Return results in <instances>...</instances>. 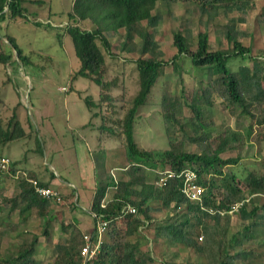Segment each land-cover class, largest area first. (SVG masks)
Here are the masks:
<instances>
[{
  "label": "trees",
  "instance_id": "1",
  "mask_svg": "<svg viewBox=\"0 0 264 264\" xmlns=\"http://www.w3.org/2000/svg\"><path fill=\"white\" fill-rule=\"evenodd\" d=\"M26 1L37 4L43 2L42 0H0V30L4 20L17 19L21 22H30V16L23 5ZM158 1L175 0H73L67 12L68 22L65 24H55L49 19L43 22L33 18L35 25L57 29L70 36L74 54L79 60V66L71 73V79L86 77L93 81L101 92L109 85H116L115 78L104 79L107 62L103 49L110 53L111 47L107 36L122 32L121 48L138 52V56L133 59L138 74V90L128 101L122 117L115 120L118 134L122 135L119 155L125 163L120 168L119 176H116L111 167L104 165L95 168L93 173L94 187L88 212L90 215L102 213L107 221L98 260L102 264H153L154 259L149 252L140 247V241L145 236L141 231L147 226L148 229L151 228L149 230L153 232L155 238H165L172 244H181L198 256H207V259L195 263L186 262V264H231L237 259L246 258V252L240 247L244 235L249 229L260 226L264 219L263 204H253L249 207L255 199L254 196L264 193L263 168L248 166L244 174L240 172V177H236L234 170L228 176L222 175L223 178L219 183L222 190H218V186L214 183L216 178L213 176L223 173L221 169L213 167L216 163L220 166H234L239 162L238 156L221 155L222 152L234 147L233 142L239 140V136H235V132L233 135L231 133L230 138L225 134H218L217 142L213 145L212 141L208 140L207 134L185 136L182 126H179L182 136L197 143L201 148L200 152L187 150L183 137L177 138L169 134L167 147L160 150L141 148L134 138V125L139 108L146 104L153 86L168 62L161 57L163 52L154 35L155 28L162 18L161 14L152 12ZM176 1L195 4L199 15H205L206 22L212 21L220 11L223 12L226 22L222 31L231 47L212 50L208 34L204 30L197 33L195 48L192 49L191 31L174 29L172 43L175 53L170 58L173 69L178 66L179 59L187 57L191 65L200 69L202 77L200 85L192 89L189 94H185L183 87L177 95L162 91V103L167 106L169 112L175 107H189L193 117L199 119L203 106H213L215 100H219L222 107L231 113H235V108L239 107L241 113L255 124H264V64L260 61V55L251 54V45L242 42V32L234 26L235 22L245 20L246 14L253 9L256 0ZM233 11H238L240 15L230 16ZM86 19L94 23L93 29L80 26V23ZM216 26L218 31L221 26L219 24ZM58 35L61 37L59 32ZM135 36L138 37L136 41L133 40ZM2 37H5L6 41ZM236 57L250 58L251 64L241 63L236 69H232L231 60ZM19 61L22 65H30L29 56L24 54L14 38L5 32L1 34L0 31V64L10 63L17 66ZM184 70L185 68L182 72ZM101 92L98 95H102ZM98 95L96 98L85 96L83 99L90 111L86 125L92 124L93 118L97 115L104 118L102 112H99L100 103L104 100H112L108 94L100 97ZM102 127L109 128L112 133L115 131L109 126ZM27 135L17 118L10 119L5 128L0 121V145ZM0 155L8 156L3 153ZM16 166L17 164L11 159L9 167L0 175V264H81L80 248L84 244V231L78 228L76 219L71 218L70 222L61 220L60 231L63 236L57 237L56 240L52 239L51 223L55 213L52 212L51 206L66 204L67 200L61 195L58 201L54 197L44 199L35 191L32 180H36L42 186H48V182L26 171L20 170L16 173L18 169ZM185 168L194 169L198 175V182L206 188L201 203L187 198L180 191L182 178L179 172ZM211 168H214L213 173H210ZM165 169L175 173L166 186L159 187L148 180L149 173L156 178ZM12 174L15 175L16 184L10 195L6 196L5 186L2 185V180L5 178L2 177H9ZM50 174L54 175L52 172ZM206 174L211 175L210 179H207ZM238 183L239 186L245 187L246 194L240 187L238 188ZM73 191L74 189H72L74 195ZM246 196H249L248 200L237 210V213L239 218L247 223L238 232L239 238L236 234H232L224 244L221 238H217L221 220L222 225L227 227L229 219L226 210L231 204ZM153 201L157 204L154 205ZM126 204L135 206L136 212H121V207ZM66 205L68 211L74 208L73 202H67ZM210 205L222 210L223 214L207 211L206 208ZM162 210L166 212L163 218L155 220L151 213ZM14 214H17V222L8 220L2 225L5 219ZM35 218L39 219L40 230L38 232L27 230L28 223ZM92 219L94 227L96 218ZM209 220H212L213 229L207 224ZM17 227L19 230H16L14 237L19 239L18 242L12 247L2 248L4 235ZM92 230L95 232V229ZM199 230L205 235L204 243L198 242L195 237ZM132 235L135 236L134 239L129 238ZM211 243L217 248L216 253L209 252ZM227 247H238V249L228 254ZM2 249L5 250L4 254ZM223 251L225 254L221 258ZM45 252L50 255L51 260L46 261L38 257ZM262 262L264 264V256ZM161 264H175V262L165 261Z\"/></svg>",
  "mask_w": 264,
  "mask_h": 264
},
{
  "label": "rangeland",
  "instance_id": "2",
  "mask_svg": "<svg viewBox=\"0 0 264 264\" xmlns=\"http://www.w3.org/2000/svg\"><path fill=\"white\" fill-rule=\"evenodd\" d=\"M42 1L41 4L29 1L23 3L30 16V22L8 19L1 23V34L5 32L14 38L24 54L29 56L30 65H22L20 61L17 66L10 63L0 64L1 124L5 128L10 119L17 118L28 133L24 138L0 145V154H6L17 161L19 167L32 168L46 175L52 172L58 189L68 188L69 190V182L74 183L75 186L72 187L76 189L75 195L72 191L69 197L63 194L66 199H69L68 203L73 202L72 211H68L67 202L51 206L52 212L55 213L51 223L52 239L56 240L57 237L63 236L60 231L61 220L70 222L71 218L78 220L77 216H82L83 222L80 225L84 227L85 232L93 227V219L88 212L94 187L92 176L94 169L103 165L113 167V172L116 173L115 169L120 163L116 160L120 156L119 142L122 135L118 134L115 120L122 117L128 101L138 90V74L133 61L138 56V52L121 48L122 32L108 35L111 47L110 53L103 49L107 62L104 79L115 78L116 85H109L101 92L98 86L86 77L79 76L72 80L71 73L78 68L79 60L74 54L70 36L57 29L35 25L33 18L43 22L49 19L55 24H65L68 22L67 12L73 0ZM254 4L253 9L246 14L245 20L235 22L234 26L242 32V42L251 45V54L260 55V61L264 64V0H256ZM152 12L162 15L154 35L163 52L161 57L168 62L153 86L146 104L139 108L134 125V138L139 147L157 150L166 148L168 134L177 138L183 137L179 126H182L185 136L207 134L208 140L212 141L213 145L217 142L218 134H225L230 138L231 133L233 135L235 132V136H239L240 139H233L234 147L222 152L221 155L223 157L238 156L239 162L234 166H220L216 163L213 167L221 169L223 173L213 176L216 178L215 186H218V190H222L219 183L225 175L231 174L232 170L236 173V177H240V172L244 174L246 167L252 165L257 166L258 169L263 168L264 171V124H255L253 120L241 113L239 107L235 108V113H231L222 107L219 100H215L213 106H203L200 118L196 119L189 107L179 106L169 112L167 106L161 101L162 91L177 95L183 87L185 94H189L192 89L200 85L202 77L200 69L191 65L187 57L179 59L178 66L173 69L170 62V58L175 53L172 31L176 28L182 31L189 29L191 48L194 49L197 33L205 30L212 50L228 49L231 44L229 46L222 31L223 24L226 22L223 12L220 11L212 21L206 22L205 15H199L195 4H184L176 0L158 1ZM239 15L238 11L230 13V16ZM216 24L221 26L218 31ZM80 26L93 29L95 25L86 19L80 23ZM57 28L61 29V27ZM133 38L135 41L138 40L136 36ZM2 39L6 41L5 37ZM241 63L251 64V59L234 58L231 60L232 69H236ZM183 68L185 70L182 72ZM99 92L102 95H110L112 100H104L100 103L99 112H102L104 118L97 115L93 118L92 124L86 125L90 111L83 99L85 96L96 98ZM103 125L112 127L115 131L112 133L109 128H103ZM183 138L187 150L200 152L201 148L197 143L186 137ZM214 168H211L210 173L214 172ZM153 176L149 173L150 182L155 181ZM206 176L207 179L211 177L207 174ZM15 181V179L13 181L8 179L4 182L6 196L10 195L16 184ZM237 186L246 194L243 185L239 186L238 183ZM254 197L249 207L253 204L264 205V193ZM153 204L156 205L157 202L153 201ZM165 213L162 210L153 211L151 214L156 220L163 218ZM16 215L5 219L2 225H5L8 220L17 222ZM228 219L227 227L222 225L221 220L217 235L224 244L228 242L232 234H236L239 238L238 232L247 223L239 218L237 211L228 213ZM207 224L211 227L210 229H213L212 220H209ZM26 228L38 232L39 219L30 221ZM149 229L147 226L143 227L141 232L145 238L141 239L140 247L149 252L154 259L153 264H161L165 261L186 264V262L195 263L207 259V256H198L181 244H172L165 238H155ZM16 230H19V227L9 232L10 234L4 235L2 248L12 247L18 242L19 239L14 237ZM199 236H202L201 240ZM195 237L198 242L205 239L201 230ZM129 238L134 239L135 236L132 235ZM211 244L209 252L216 253L217 248L213 247V243ZM240 247L246 252V258L237 259L231 264H263L264 219L260 226L251 228L245 233ZM237 249L238 247H227L226 250L228 254H232ZM2 253H5L4 249ZM224 254L225 251L221 253V258ZM38 257L46 261L52 259L47 252L41 253Z\"/></svg>",
  "mask_w": 264,
  "mask_h": 264
},
{
  "label": "built area",
  "instance_id": "3",
  "mask_svg": "<svg viewBox=\"0 0 264 264\" xmlns=\"http://www.w3.org/2000/svg\"><path fill=\"white\" fill-rule=\"evenodd\" d=\"M10 163L11 159L8 156L0 155V175L9 167ZM174 174L175 173L169 169L161 171L155 178V185L159 187L166 186L168 180L174 176ZM179 175H181L182 178V186H180L181 193L187 198L201 203L205 188L198 182V175L196 171L191 168H185L179 172ZM32 185L34 186L35 191L44 199H51L53 197L57 201L61 199L60 194L50 186L39 185L36 180H32ZM247 200L248 197H245L244 199L231 204L226 210L227 213L237 211ZM206 210L210 213H218L220 215L223 214L222 210H217L211 207V205L206 208ZM120 211L124 213H135L136 207L132 204H126L121 207ZM90 216L92 218H96V222L93 227L95 232H93V230L83 232L84 244L80 248L81 264H102L98 260V255L100 253L102 236L107 227V221L104 219L102 213H91ZM199 239H201V236H199Z\"/></svg>",
  "mask_w": 264,
  "mask_h": 264
},
{
  "label": "crops",
  "instance_id": "4",
  "mask_svg": "<svg viewBox=\"0 0 264 264\" xmlns=\"http://www.w3.org/2000/svg\"><path fill=\"white\" fill-rule=\"evenodd\" d=\"M12 161H14L15 162V164H17V166L16 167H18V169H16L17 171H16V173L17 172H19L20 170H22V172L23 171H26V172H28V173H30V174H32V175H35L37 178H40V179H42L43 181H46V182H48V186H51L52 188H53V186H56V183L57 182H54V175L52 176L51 174H48V175H46V174H42V173H38V171L37 170H35V169H32V168H26V167H19V165H18V163H17V161H15V160H12ZM116 161H120V163H118L117 164V171H116V176L118 175L119 176V171H120V168H122V165L125 163H123V158L121 157V155L119 156V158L116 160ZM113 168V167H112ZM50 173V172H49ZM2 178H5V179H3L2 180V185H4L5 187H6V185H5V181H7L8 179L9 180H11V181H13L14 179H15V175H10L9 177H2ZM92 178H93V176H92ZM64 184V183H63ZM69 186H70V189L68 190V188H60V189H58V187L56 186V187H54L55 188V190L61 195V196H63V194L64 195H66V196H68L69 197V195H70V192L72 191V189L74 188V187H72V186H75L74 185V183H72V182H69ZM75 190L76 189H74V195H75ZM66 196H64V198L66 199ZM71 196H72V194H71ZM91 197V196H90ZM67 200V202H68V200L69 199H66ZM74 218V217H73ZM83 217L82 216H77V219L78 220H76V224H77V226H78V228H80L81 230H82V232L84 231L85 232V229H84V227L82 226L81 227V223L83 222V219H82ZM75 219V218H74ZM93 228V227H92ZM91 228V229H92Z\"/></svg>",
  "mask_w": 264,
  "mask_h": 264
},
{
  "label": "clouds",
  "instance_id": "5",
  "mask_svg": "<svg viewBox=\"0 0 264 264\" xmlns=\"http://www.w3.org/2000/svg\"><path fill=\"white\" fill-rule=\"evenodd\" d=\"M51 187V186H50ZM204 188H205V186H204ZM206 194V188H205V192H204V195ZM204 195H203V197H204ZM247 197V196H246ZM249 197V196H248ZM231 213V212H230ZM92 230V229H91ZM202 237V236H201Z\"/></svg>",
  "mask_w": 264,
  "mask_h": 264
}]
</instances>
